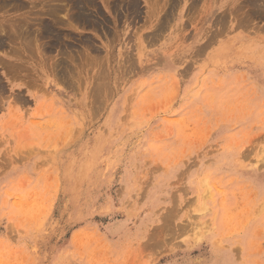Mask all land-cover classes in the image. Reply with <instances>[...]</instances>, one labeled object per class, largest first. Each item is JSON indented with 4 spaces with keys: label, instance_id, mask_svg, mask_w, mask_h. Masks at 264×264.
<instances>
[{
    "label": "rangeland",
    "instance_id": "obj_1",
    "mask_svg": "<svg viewBox=\"0 0 264 264\" xmlns=\"http://www.w3.org/2000/svg\"><path fill=\"white\" fill-rule=\"evenodd\" d=\"M67 1L0 0V264H264V16Z\"/></svg>",
    "mask_w": 264,
    "mask_h": 264
},
{
    "label": "bare ground",
    "instance_id": "obj_2",
    "mask_svg": "<svg viewBox=\"0 0 264 264\" xmlns=\"http://www.w3.org/2000/svg\"><path fill=\"white\" fill-rule=\"evenodd\" d=\"M54 1V0H53ZM56 1V0H55ZM67 1V0H66ZM138 1V0H137ZM168 1V11H167V14H166V17H165V19H163V21H161V19H160V22H159V20H158V22H159V24L161 23V22H163V24H167V23H165L166 21L168 22L169 20V15H171V13L176 9V7L180 4V3H178V2H180V0H167ZM167 1H165V2H167ZM72 3L73 5H75V7H77V13H76V15H77V18L78 17H81V16H84V15H86V14H84V9H86V7L88 8V6H89V4H91V0H68L67 1V3ZM184 2H185V0H184ZM246 2V1H245ZM245 2H244V0H226V2H225V6L224 7H222L224 10H223V12L222 11H220V12H222V13H220V15H218L219 17L217 18V20H216V23L218 24V23H220V24H235V26L237 25V24H239L238 25V27L239 26H242V27H240V28H244V27H246L247 26V24H255L256 23V21H257V17H259V16H264V0H248V4L246 3L245 4ZM31 3V2H30ZM54 3V2H53ZM64 3V2H63ZM106 3V2H105ZM137 3V2H136ZM135 3V0H132V5H135L136 4ZM190 3V2H189ZM195 3V2H194ZM45 4V3H44ZM52 4V3H51ZM71 4V5H72ZM152 4V3H151ZM166 4V3H165ZM37 5V4H36ZM64 5V4H63ZM68 5V4H67ZM154 5V4H153ZM195 5V4H194ZM35 6V5H34ZM52 6V5H51ZM54 6V5H53ZM70 6V5H69ZM95 6V5H94ZM128 6V5H127ZM191 6V5H190ZM50 7V6H49ZM57 7V6H56ZM63 7V9H64V6H62ZM67 7V6H66ZM90 7V6H89ZM119 7V6H118ZM133 7V6H132ZM153 7V6H152ZM166 7V6H165ZM36 8H37V6H36ZM59 8H61V7H59ZM96 8V7H95ZM222 8L220 9V10H222ZM161 9V8H160ZM37 10V9H36ZM47 10V9H46ZM56 10H58V9H56ZM60 10V9H59ZM65 10V9H64ZM139 10V9H138ZM53 11V10H52ZM72 11V10H71ZM87 11V10H86ZM129 11V10H128ZM134 11V10H133ZM153 11V10H152ZM163 11V10H162ZM176 11V10H175ZM238 11H239V14H237V15H235L236 13H238ZM55 12V11H54ZM70 12V11H69ZM161 12V11H160ZM36 13V12H35ZM163 14H164V11H163ZM67 15V14H66ZM165 15V14H164ZM231 15H232V17H231ZM235 16H236V18H235ZM30 17V16H29ZM66 17H68V16H66ZM254 17H256L257 19H255L254 21H255V23H253V19H254ZM54 18V17H53ZM87 18V17H86ZM78 19H80V18H78ZM260 19H262V17L260 18ZM85 20V19H84ZM87 20V19H86ZM164 20H165V22H164ZM234 20V21H233ZM54 21V20H53ZM215 21V20H214ZM33 22V21H32ZM170 22V21H169ZM33 24V23H32ZM23 25V24H22ZM21 26V25H20ZM35 26V25H34ZM38 26V25H37ZM18 27V26H17ZM249 27V26H248ZM33 28V27H32ZM49 28V27H48ZM47 27H44L43 28V30H48L49 31V29H48ZM247 28V27H246ZM14 29V28H13ZM2 30V29H1ZM18 30V29H17ZM31 30V29H30ZM40 30V29H39ZM5 31V30H4ZM15 31V30H14ZM13 31V32H14ZM37 31V30H36ZM17 32V34H16V36H17V38H24V39H26V44L25 45H27V47H29L28 49L30 50V46L31 45H36V46H38V41H34V44L32 43V41H33V39H30V40H28V37L30 36L29 34H30V31H29V29L27 28V26L26 27H24V28H21V29H19V32L18 31H16ZM45 32V31H44ZM50 32V31H49ZM42 33V32H41ZM13 34V33H12ZM11 34V35H12ZM32 34V33H31ZM45 34H47V32H45ZM50 34V33H49ZM15 35V34H14ZM36 35H38L39 37H40V32L39 31H37V34ZM44 35V34H43ZM32 36V35H31ZM58 36V35H57ZM13 37V36H12ZM46 37V36H45ZM34 38H37V36H35ZM52 38V37H51ZM14 39V38H13ZM18 41H19V39H18ZM2 42V41H1ZM12 42V41H11ZM14 42V41H13ZM32 43V44H31ZM2 43H0V45H1ZM31 44V45H30ZM42 44V43H41ZM20 45H21V43H20ZM2 46V45H1ZM41 46V45H40ZM16 47H18V46H16ZM26 47V46H25ZM39 47V46H38ZM37 47V48H38ZM36 48V47H35ZM35 48H32V49H35ZM43 48V47H42ZM46 48V47H45ZM27 49V48H26ZM40 49V48H39ZM28 50V51H29ZM37 51V50H36ZM14 53V52H13ZM20 53V52H19ZM42 52H40V54H41ZM50 53V52H49ZM69 53V52H68ZM44 57V56H43ZM67 57V56H66ZM65 57V58H66ZM24 58V57H23ZM83 58V57H82ZM72 59V58H71ZM76 59V58H75ZM51 60V59H50ZM66 60V59H65ZM67 60H69V59H67ZM43 61V60H42ZM72 62V61H71ZM53 63V62H52ZM57 63V62H56ZM65 63V62H64ZM55 64V63H54ZM58 64V63H57ZM56 64V67L58 66ZM52 65V64H51ZM69 65H71L70 63H69ZM76 65V64H75ZM20 66H22V65H20ZM60 66V65H59ZM66 67V66H65ZM6 68H8V67H6ZM74 68V67H73ZM56 69V68H55ZM4 70V69H3ZM54 70V69H53ZM60 70H62L61 68H60ZM66 70V69H65ZM66 72V71H65ZM77 72V71H76ZM79 72V71H78ZM70 73V72H69ZM59 74H60V72H59ZM63 74V73H62ZM61 74V75H62ZM78 74V73H77ZM57 75V74H56ZM67 75H68V73H67ZM63 76H64V74H63ZM60 77V76H59ZM62 78H64V77H62ZM65 78H66V76H65ZM73 78H74V76H73ZM69 79V78H68ZM71 80V79H70ZM72 81V80H71ZM70 81V82H71ZM65 82V81H64ZM64 82H62V83H64ZM69 82V81H68ZM101 86V85H100ZM100 88V87H99ZM99 90V89H98ZM96 91V90H95ZM99 91H101V90H99ZM97 92V91H96Z\"/></svg>",
    "mask_w": 264,
    "mask_h": 264
}]
</instances>
